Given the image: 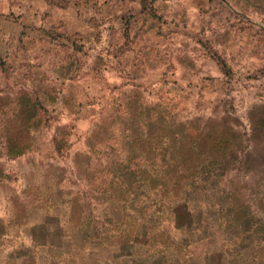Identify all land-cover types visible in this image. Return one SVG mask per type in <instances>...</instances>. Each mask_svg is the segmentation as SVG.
Returning <instances> with one entry per match:
<instances>
[{
	"label": "rangeland",
	"instance_id": "obj_1",
	"mask_svg": "<svg viewBox=\"0 0 264 264\" xmlns=\"http://www.w3.org/2000/svg\"><path fill=\"white\" fill-rule=\"evenodd\" d=\"M48 2L0 0V136L31 128L19 138L32 147L13 157L0 145V264H158L142 247L80 251L73 224L118 216L110 180L148 160L147 134L161 128L234 131L249 169L227 171V157L211 188L175 199L159 224L137 205L138 232L164 229L170 249L185 239L194 259L180 264H237L232 221L212 209L227 211L216 188L230 180L246 200L264 197V0H94L92 29ZM231 203L241 218L246 206Z\"/></svg>",
	"mask_w": 264,
	"mask_h": 264
},
{
	"label": "trees",
	"instance_id": "obj_2",
	"mask_svg": "<svg viewBox=\"0 0 264 264\" xmlns=\"http://www.w3.org/2000/svg\"><path fill=\"white\" fill-rule=\"evenodd\" d=\"M29 129L31 128H6L0 136V145L2 144L8 156H19L32 149L28 142L19 138L20 132L29 134ZM237 137L238 134L234 131L228 132L223 128L219 131L217 128L205 132L200 130L199 136L186 134L182 137L172 128H161L157 131L150 129L145 146L148 160L135 163L134 167L125 173L122 170L120 174H114L110 180V196L117 202L118 216L115 218L93 212L85 214L84 207L77 206L84 213L73 224L79 250L91 254L94 250L110 249L118 255L134 257L142 247L147 255L155 257L158 264L192 261L193 254L186 249L188 242H184L185 239L181 240L178 247L170 249V243L163 238L164 229L157 233L149 234L148 229L139 233L137 221L130 214L133 215L134 208L142 204L143 209L148 208L155 223L170 219L171 203L184 196L190 189H201L204 185L211 188L210 184L221 176L219 169L225 166L224 160L231 155L233 158L230 161H233V164L227 171L235 170L245 174L249 167H244L245 160L240 161L237 158ZM134 151L137 153V150ZM224 179H227V176H224ZM230 184L234 186L233 189L224 188L223 183L216 188L226 197L227 211H223L225 208H222V205L213 206L212 209L218 219L232 221V225L222 224L223 230L235 228L234 235L227 239L229 242L226 244L230 245V248L226 251L231 252L234 257L232 259L237 261V264H246L250 260H254L256 264H264V197L262 199L257 196L246 200L241 193L240 182L230 180ZM108 190L106 189L105 194ZM202 193L209 196L211 191L205 190ZM93 199L94 197L90 196L88 203ZM236 200L241 201L247 208L246 213L241 218L238 217L239 219L235 217L231 203ZM75 205L73 201L72 211L75 210ZM69 221L73 222L71 219ZM139 236H142V241H138ZM70 246L65 244L61 248L68 257L72 256ZM219 253L221 256L222 252Z\"/></svg>",
	"mask_w": 264,
	"mask_h": 264
},
{
	"label": "crops",
	"instance_id": "obj_3",
	"mask_svg": "<svg viewBox=\"0 0 264 264\" xmlns=\"http://www.w3.org/2000/svg\"><path fill=\"white\" fill-rule=\"evenodd\" d=\"M49 2L47 3L48 5L56 7L57 10L64 13L63 15L68 14L70 17H74L76 22H80L88 29H92L93 27L91 25V28H89L90 25H88L90 24V16L94 17L100 10L99 7H96L97 4L94 3V0H65L64 2L49 0Z\"/></svg>",
	"mask_w": 264,
	"mask_h": 264
}]
</instances>
